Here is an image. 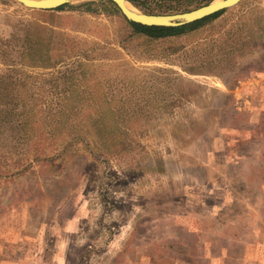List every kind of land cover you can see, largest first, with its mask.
I'll return each mask as SVG.
<instances>
[{"label":"rangeland","instance_id":"1","mask_svg":"<svg viewBox=\"0 0 264 264\" xmlns=\"http://www.w3.org/2000/svg\"><path fill=\"white\" fill-rule=\"evenodd\" d=\"M126 36L0 0V264H264V0L168 43ZM16 97L52 115L34 146L2 117Z\"/></svg>","mask_w":264,"mask_h":264},{"label":"trees","instance_id":"2","mask_svg":"<svg viewBox=\"0 0 264 264\" xmlns=\"http://www.w3.org/2000/svg\"><path fill=\"white\" fill-rule=\"evenodd\" d=\"M129 4L134 6L135 8L139 9L143 13L146 14H162V13H169L174 14L181 12V10H178L177 8H181V6L187 7L186 9H183V13L189 12L192 6L194 7L192 10L197 9L199 7L205 6L209 3H211L213 0H126ZM150 4H154L156 7L155 9L150 8ZM162 9V11H158ZM66 9H71L74 12H77L79 14H98L103 13L107 16H113L118 19H120L123 22V25L125 27V34L127 35L122 42L127 41H138L143 40L150 44H156L160 45L162 43H168L172 40L179 39L186 35L195 34L200 29L204 28L205 26L212 23V21L220 18L226 10L219 11L211 16L205 17L201 20L195 21L191 24L176 27V28H165V27H155V26H143L140 24H136L133 22L127 21L119 12L117 7L109 0H96V1H88L83 2L80 5L73 6V5H63L58 7L57 9L51 10V11H40L42 13H52V12H62ZM31 51V50H30ZM41 53V52H40ZM16 90V85H12L11 88V94L9 97L12 96L13 91ZM20 100L16 97L12 100L13 103H9L8 108L2 110L3 118L4 119H11L10 122H12L16 127L19 128V131L22 133L23 129H27L24 132V135H28L27 138H29L25 144L31 146L36 145V142H33L32 132L29 134H26V132L29 129L40 127V124H38L36 121H32L31 124V118L37 116V114H42L45 112V114H49L51 117V113L49 109H45V106L41 107V104L37 106L38 111H35L34 109H24L20 110L17 108L15 109L14 106H19ZM58 114H61V111L58 112ZM113 119V123H116ZM47 120V119H46ZM54 118H52V121ZM9 122V121H8ZM98 122L102 128H104V137L102 139H99L100 142L104 144L105 147H108L111 145V141L113 140L111 129L106 125V123L103 122V117L98 116L95 119V123ZM111 123V121H110ZM48 126H52L51 122H47ZM42 128V127H41ZM48 135V133H46ZM45 135V136H46ZM36 138V137H35ZM21 140H23L21 138ZM24 142V141H23Z\"/></svg>","mask_w":264,"mask_h":264},{"label":"water","instance_id":"3","mask_svg":"<svg viewBox=\"0 0 264 264\" xmlns=\"http://www.w3.org/2000/svg\"><path fill=\"white\" fill-rule=\"evenodd\" d=\"M24 7L32 10L51 11L60 6L70 4L76 0H15ZM119 10L121 15L129 22L143 26H155L165 28H176L191 24L205 17L211 16L219 11L232 8L242 0H213L211 3L191 10L189 12L174 15H157L135 12L126 7L129 4L126 0H109ZM130 5V4H129Z\"/></svg>","mask_w":264,"mask_h":264},{"label":"bare ground","instance_id":"4","mask_svg":"<svg viewBox=\"0 0 264 264\" xmlns=\"http://www.w3.org/2000/svg\"><path fill=\"white\" fill-rule=\"evenodd\" d=\"M219 1V0H217ZM126 7H128L130 10L137 12L133 7H131L129 4H126Z\"/></svg>","mask_w":264,"mask_h":264}]
</instances>
